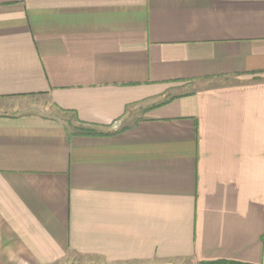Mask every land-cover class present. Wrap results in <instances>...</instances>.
<instances>
[{"label":"crops","instance_id":"1","mask_svg":"<svg viewBox=\"0 0 264 264\" xmlns=\"http://www.w3.org/2000/svg\"><path fill=\"white\" fill-rule=\"evenodd\" d=\"M75 257L264 264V0H0V264Z\"/></svg>","mask_w":264,"mask_h":264},{"label":"rangeland","instance_id":"2","mask_svg":"<svg viewBox=\"0 0 264 264\" xmlns=\"http://www.w3.org/2000/svg\"><path fill=\"white\" fill-rule=\"evenodd\" d=\"M73 264H101V262L93 259L75 257Z\"/></svg>","mask_w":264,"mask_h":264},{"label":"trees","instance_id":"3","mask_svg":"<svg viewBox=\"0 0 264 264\" xmlns=\"http://www.w3.org/2000/svg\"><path fill=\"white\" fill-rule=\"evenodd\" d=\"M80 132H84L86 134H95V132L94 131H91V130H87V131L81 130ZM202 264H236V263H230V262H225V261H218V262H215V263H202Z\"/></svg>","mask_w":264,"mask_h":264}]
</instances>
